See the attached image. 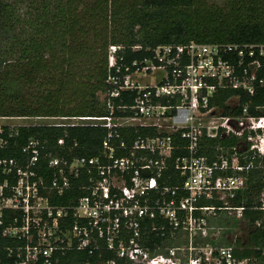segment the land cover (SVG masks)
<instances>
[{"label": "built area", "instance_id": "1", "mask_svg": "<svg viewBox=\"0 0 264 264\" xmlns=\"http://www.w3.org/2000/svg\"><path fill=\"white\" fill-rule=\"evenodd\" d=\"M119 49L110 48L111 60ZM257 53L264 58V45L159 46L141 69L129 73L127 68L128 74L109 77L107 83L115 89L102 99L109 115L72 119L81 123L67 125L106 130L98 156L50 157L49 178L39 173L42 166L36 141L31 140L24 150L31 154L25 161L0 159V264H59L57 253L65 255L76 249L93 256L100 250L101 241L129 264H251L249 259L235 257L232 246L209 244L205 257L183 262L176 255L178 249L151 254L137 240L141 222L156 216L178 232L193 231L198 226L205 238L206 213L227 211L242 218L244 208H230L229 200L246 188V180L222 175L229 170L243 171L236 164L238 149H234V165L224 157L211 161L199 153L202 138H237L247 148V143H253V135L264 132V116H251L248 107L240 116L221 113L218 117L222 110L214 104L224 91L255 94L252 84L262 67ZM110 67L120 73L122 66ZM258 83L264 88V78ZM234 99L238 103L240 97L230 99V106ZM133 129L148 132L128 143L122 133ZM177 139L188 144H177ZM259 142L260 147L251 145V151L264 159V140L259 138ZM5 145L1 139L0 150ZM179 151L186 155L175 157ZM217 151L223 152L222 148ZM171 158L184 182L162 187L157 179L162 178ZM83 178L86 180L79 187L83 197L67 206L55 203V198H63ZM150 192L157 193V198H150ZM180 192L187 195L178 198ZM203 197H215L225 208L199 207ZM259 201V209L264 211V190ZM6 239L15 246L3 247Z\"/></svg>", "mask_w": 264, "mask_h": 264}, {"label": "trees", "instance_id": "2", "mask_svg": "<svg viewBox=\"0 0 264 264\" xmlns=\"http://www.w3.org/2000/svg\"><path fill=\"white\" fill-rule=\"evenodd\" d=\"M25 2L30 4L28 21L22 25L23 29L16 30L21 22L15 16L17 6ZM15 4L0 0V32L17 31L12 44L20 55L17 60L4 61L5 67L0 70V118L72 120L107 116L109 111L101 96L115 89L107 83L109 77L124 76L128 74L127 68L129 73L141 69L159 46L264 45V0H225L223 6L210 4L209 0H17ZM24 28L29 29L32 36H26ZM111 47L120 48L112 60ZM256 56L262 64L257 72L260 80L264 78V58L258 53ZM135 62L138 66H133ZM117 64L122 66L120 73L110 67ZM258 80L252 84L253 96L243 91L221 92L214 104L220 107L222 115L240 116L244 107H248L251 116H264V88ZM237 96L240 97L237 105L230 106V99ZM147 132L133 129L122 134L130 143ZM106 135L107 131L102 128L81 125H33L14 130L2 127L0 140L6 145L0 150V159L25 161L31 154L24 150L31 140L36 141L42 166L39 173L49 178L51 171L47 161L50 157H96ZM240 142L237 138H202L199 155L211 161L224 157L234 165V149H238L236 164L244 168L243 171L229 170L222 175L246 180V188L229 200L230 208H244V211L241 219L229 217L227 211L216 212L215 223L229 228L219 246H232L238 259L264 264V211L259 209L264 190V159L251 151L250 143L246 148ZM176 143L184 147L188 144L179 139ZM218 148L223 152L217 151ZM185 155V151H179L175 157ZM85 180H77L74 189L63 198H55V203L75 204L85 195L79 189ZM157 181L169 188L183 184L184 178L175 170L174 158L168 160V169ZM186 195L180 192L178 198ZM150 198H157V193L150 192ZM198 206L225 208L215 197H203ZM200 215L195 213L196 217ZM238 229L245 230L247 236L237 237L233 243L224 238ZM178 233L163 218H147L141 222L137 243L151 254L162 253L173 245ZM2 244L11 248L16 243L6 239ZM99 246L100 250L93 256L76 249L65 255L57 253L59 264H102L112 260L129 264L114 251L107 250L104 241Z\"/></svg>", "mask_w": 264, "mask_h": 264}, {"label": "rangeland", "instance_id": "3", "mask_svg": "<svg viewBox=\"0 0 264 264\" xmlns=\"http://www.w3.org/2000/svg\"><path fill=\"white\" fill-rule=\"evenodd\" d=\"M8 2V4L14 5L17 0H5ZM210 4L217 5V6H223L225 3V0H209ZM31 3V2H30ZM32 4V3H31ZM29 2H25L24 4H21L17 6L15 4V8L17 6V10L15 13V16L17 15L18 18H20V23L18 26H16L17 29H23L22 25L25 24V22L28 21V14L30 13V10L28 8ZM18 12V13H17ZM25 30V31H24ZM24 30H21V32L24 31V34L26 36H32V33L27 28H24ZM15 29L8 30V31H1L0 32V70L4 69V61L8 60H17L20 58V55L18 56L16 53L15 45L12 44V40H14V37L17 34V31L15 32ZM16 56V57H15ZM104 98V95L101 96V99ZM236 100L234 99L231 103L232 106L236 104ZM222 111L217 112V116L219 117L221 115ZM81 121H74V120H66V119H32V118H0V128L2 127H9L11 129H15L22 126H33V125H60V126H67V125H75L80 124ZM251 145L259 146L261 145V142H259V138L261 140H264V132H258L256 136L253 135L252 137ZM243 180V179H242ZM245 182V180H243ZM223 198H225V195H222ZM229 213V217H236V214L234 212H227ZM217 215V214H216ZM214 215L211 213L205 214V225L204 227L208 231V237L205 238L203 233L198 230V226L193 231H183L179 232L176 235L175 240L173 241V245L170 246V248L173 247V249H178L176 252V255L182 258L183 262H187L190 258L195 257H205L206 256V249L209 244L216 243L217 246L219 245V242L222 239L223 234L229 232V228L221 227L220 225L215 223V219L218 218V215L213 217ZM237 218V217H236ZM214 219V220H213ZM238 219V218H237ZM231 223V222H230ZM217 230H220L221 234L216 235L214 234ZM247 236V233L243 229H238L233 231L231 236H226L224 238L230 239L231 243L235 241L237 237H243L245 238ZM218 238V239H217ZM217 239V240H216ZM216 240V241H215ZM170 248L166 249L164 252L167 254L169 252Z\"/></svg>", "mask_w": 264, "mask_h": 264}]
</instances>
